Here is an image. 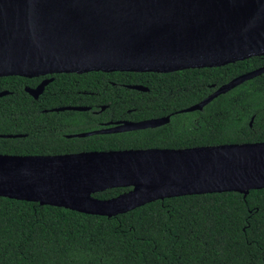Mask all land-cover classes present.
I'll use <instances>...</instances> for the list:
<instances>
[{
  "label": "water",
  "instance_id": "obj_1",
  "mask_svg": "<svg viewBox=\"0 0 264 264\" xmlns=\"http://www.w3.org/2000/svg\"><path fill=\"white\" fill-rule=\"evenodd\" d=\"M254 57H264V0H0V78L168 74L220 68ZM263 74L264 67L241 75L183 112L202 111L217 97ZM52 81L26 92L38 99ZM8 94L1 92L0 97ZM65 110L87 108L55 111ZM169 121L118 122L76 137L146 130ZM118 188L130 190L112 199L94 196ZM263 189L264 142L0 155L1 198L90 216L113 218L185 196L238 193L246 198Z\"/></svg>",
  "mask_w": 264,
  "mask_h": 264
},
{
  "label": "trees",
  "instance_id": "obj_2",
  "mask_svg": "<svg viewBox=\"0 0 264 264\" xmlns=\"http://www.w3.org/2000/svg\"><path fill=\"white\" fill-rule=\"evenodd\" d=\"M263 66L264 57H254L166 75H56L38 101L25 92L38 85V78H0V93L10 92L0 97V155L263 143L264 75L218 97L203 112L173 115L159 129L65 138L98 129L100 122L177 113L213 92L209 85L220 87ZM128 85L148 87L149 92L129 90ZM76 104L107 109L99 115L45 112ZM9 135L21 137H3ZM129 190L94 196L112 199ZM0 264H264V189L246 198L222 193L166 199L113 218L0 197Z\"/></svg>",
  "mask_w": 264,
  "mask_h": 264
},
{
  "label": "flooded vegetation",
  "instance_id": "obj_3",
  "mask_svg": "<svg viewBox=\"0 0 264 264\" xmlns=\"http://www.w3.org/2000/svg\"><path fill=\"white\" fill-rule=\"evenodd\" d=\"M231 65V64H230ZM264 67V66H263ZM263 67H261V68H263ZM221 68V67H220ZM205 69H214V68H205ZM258 69H260V68H258ZM195 70H202V69H195ZM257 70V69H256ZM185 71H187V70H185ZM253 71H255V70H253ZM179 72H184V71H179ZM252 72V71H251ZM94 73V72H93ZM95 73H99V72H95ZM103 73V72H102ZM114 73H117V72H114ZM121 73H128V72H121ZM174 73H178V72H174ZM174 73H168V74H174ZM248 73H250V72H248ZM87 74H90V73H87ZM106 74H110V73H106ZM137 74H140V73H137ZM146 74V73H145ZM153 74H158V73H153ZM247 74V73H246ZM56 75H64V74H55V75H47V76H41V77H39L38 79L40 80V82L38 83V85L36 86V87H33V88H31V87H26L25 88V92H26V89L27 88H31V89H34V88H37L43 81H45V80H50V79H53V81H54V76H56ZM66 75H68V74H66ZM75 75H78V74H75ZM82 75H86V74H82ZM82 75H79V76H82ZM163 75H166V74H163ZM244 75V74H243ZM264 75V74H263ZM241 76V75H240ZM262 76V75H261ZM239 77V76H238ZM260 77V76H259ZM237 78V77H236ZM236 78H234V79H236ZM257 78V77H256ZM33 79H36V78H33ZM233 79V80H234ZM253 80V79H252ZM52 81V82H53ZM232 81V80H231ZM230 81V82H231ZM251 81V80H250ZM51 82V83H52ZM248 82V81H247ZM229 83V82H228ZM227 83V84H228ZM246 83V82H245ZM50 84V83H49ZM48 84V85H49ZM47 85V86H48ZM224 85H226V84H224ZM243 85V84H242ZM47 86L45 87V90H46V88H47ZM123 86V85H122ZM133 86H141V85H128V86H126V88L127 89H129V90H134V91H138V90H135V89H132V88H130V87H133ZM223 86V85H222ZM241 86V85H240ZM142 87H144V86H142ZM221 87V86H220ZM220 87H217L216 86V84H211V85H209V88L210 89H212V90H214L213 92H211L206 98H208L209 96H211L218 88H220ZM239 87V86H238ZM145 88H147L148 89V91H138V92H143V93H147V92H149V88L148 87H145ZM236 89V88H235ZM45 90H44V92H45ZM234 90V89H233ZM232 91V90H231ZM231 91H229V92H231ZM5 92H8V91H5ZM44 92H43V94H44ZM228 92V93H229ZM27 93V92H26ZM9 94H10V92H9ZM28 94V93H27ZM42 94V95H43ZM84 94H87V95H90L91 93H89V92H84ZM227 94V93H226ZM226 94H224V95H226ZM42 95H40V96H42ZM222 96V95H221ZM220 97V96H219ZM33 98V97H32ZM40 98V97H39ZM39 98L38 99H34L35 101H38L39 100ZM206 98H204L203 100H205ZM218 98V97H217ZM216 98V99H217ZM203 100H201L200 102H198V103H195V104H193V105H191V106H189L188 108H190V107H192V106H195V105H197V104H199V103H201ZM215 100V99H214ZM213 100V101H214ZM212 101V102H213ZM81 102H85V101H81ZM212 102H210V103H212ZM209 103V104H210ZM208 104V105H209ZM207 105V106H208ZM207 106H205V107H207ZM67 107H73V108H87V110H85V111H77V110H65V111H59V112H57V111H55V110H58V109H61V108H67ZM100 108L99 109H97V110H92V108L89 106V105H86V104H76V105H71V106H62V107H56V108H53V109H50V110H45V112H55V113H60V112H66V111H73V112H91L92 114H94V115H99V114H101V113H103L106 109H107V106L106 105H103V106H99ZM205 107H204V109H205ZM188 108H185V109H183V110H180V111H178L177 113H172L171 115H168V116H163V117H156V118H151V119H145V120H140V121H133V120H118V121H113V120H111V121H105V122H100L99 123V126H100V128H98V129H95V130H91V131H87V132H81V133H75V134H66L65 135V138H67V139H76V138H79V137H76L77 135H79V134H83V133H88V132H92V131H96V130H102V129H106V128H110V127H113L114 126V124L115 123H118V122H142V121H148V120H156V119H162V118H167V117H169L170 118V121H169V123H167V124H165V125H163V126H160V127H156V128H150V129H146V130H155V129H159V128H162V127H164V126H167V125H169L170 123H171V120H172V116L173 115H175V114H190V113H196V112H203L204 111V109L202 110V111H194V112H183L184 110H186V109H188ZM253 120V121H252ZM253 122H254V117L251 119V121H250V127H252L253 126ZM139 131H145V130H139ZM133 132H138V131H133ZM133 132H125V133H133ZM125 133H117V134H125ZM106 135H115V134H106ZM70 136H73V137H70ZM95 136H103V135H95ZM90 137H92V136H90ZM84 138H88V137H84ZM81 139V138H80ZM225 145H227V144H225ZM216 146H219V145H216ZM198 147H205V146H198ZM189 148H195V147H189ZM149 149H170V148H149ZM182 149H188V148H181V149H173V150H182ZM128 150H147V149H128ZM115 151H118V150H115ZM78 153H82V152H78ZM69 154H77V153H69Z\"/></svg>",
  "mask_w": 264,
  "mask_h": 264
}]
</instances>
